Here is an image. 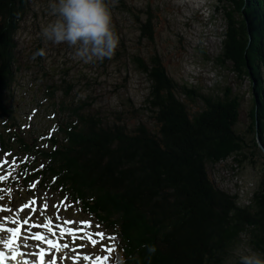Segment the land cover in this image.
Wrapping results in <instances>:
<instances>
[{
	"label": "trees",
	"instance_id": "trees-1",
	"mask_svg": "<svg viewBox=\"0 0 264 264\" xmlns=\"http://www.w3.org/2000/svg\"><path fill=\"white\" fill-rule=\"evenodd\" d=\"M32 1L0 0L1 116L12 111L7 101L19 67L16 37ZM219 1L227 3L217 6L227 29L216 63L231 62L251 82L245 133L238 130L242 99L232 88L205 93L175 80L160 56L147 62L139 54L132 58L150 81L142 110L152 113L153 126L88 117L62 101V111L71 114L49 149L0 129L4 149L17 144L34 159L36 165H25L37 167L32 177L41 175L44 187L58 189L117 235L114 256L123 254L128 264H225L244 242L264 254V170L247 201L222 189L209 172L231 157L253 165L251 156L264 157L257 136L264 145V0ZM150 19L140 20L141 39L153 41Z\"/></svg>",
	"mask_w": 264,
	"mask_h": 264
},
{
	"label": "rangeland",
	"instance_id": "rangeland-1",
	"mask_svg": "<svg viewBox=\"0 0 264 264\" xmlns=\"http://www.w3.org/2000/svg\"><path fill=\"white\" fill-rule=\"evenodd\" d=\"M108 2L112 28L119 37L118 47L111 59L84 64L73 59L72 49L67 45L52 44L42 38L41 27L53 17L49 14L48 0L32 1L31 11L16 37L19 67L16 80L8 94L7 106L12 110L11 114L0 115L2 131L8 129L12 134L17 132L20 139L49 149L53 145L52 137L59 133V125L71 114L70 110L62 111V101L74 112L82 111L88 117L97 115L107 122H113L117 117L128 118L127 122L132 127L142 119L153 126L152 113L147 108L142 110L148 105L150 81L148 76L137 68L132 58L135 54H139L147 62H150L154 55L160 56L169 75L175 80L197 86L205 93H212L216 89L222 91L225 87L232 88L233 93L242 99L238 130L242 133L247 131L251 122L253 98L250 79L240 77L233 71L231 62H227L228 67L216 63L217 57L222 53V40L227 29L224 12L217 10V6L227 5L226 2ZM123 5L129 6L133 12H128ZM134 14L138 15L141 21L151 18L153 41L141 39V21H137ZM41 50L43 55L39 54ZM52 90L55 91L54 95ZM66 90H69V95H65ZM14 147L7 150L8 154H4L5 151L0 149V181H10L15 176L23 175L25 169L20 168L23 161L35 163L17 144ZM251 158L256 160V165L250 161L240 164L231 157L209 167L210 175L222 189L238 193L241 199L247 201L264 170L263 155L258 154ZM20 185H14L11 192H5L4 188L0 187V209H9L7 212H0V224L16 226L11 225L10 221L19 217L21 222L27 219L29 224L52 221V226L59 227L60 232L62 228L71 226L74 229L72 236L24 225L26 235L20 241L35 249L42 242L29 237L34 236L37 231H41L46 237L47 233L51 237H54L53 233H57L64 237L68 246L59 252L62 259H75L81 252L88 253L86 255L101 253L108 257L106 264H111L109 254L114 245V236L105 233L90 217L84 215L75 203L66 202L58 190L28 188L25 183ZM30 189H33L32 196L28 193ZM32 201L35 203H31ZM97 232L103 233V238L96 236ZM110 237L113 239H109ZM0 238L7 237L0 234ZM91 240H95L96 244ZM248 249L250 247L247 242L240 244L225 264H238L239 255ZM80 262L87 264L83 259Z\"/></svg>",
	"mask_w": 264,
	"mask_h": 264
},
{
	"label": "clouds",
	"instance_id": "clouds-1",
	"mask_svg": "<svg viewBox=\"0 0 264 264\" xmlns=\"http://www.w3.org/2000/svg\"><path fill=\"white\" fill-rule=\"evenodd\" d=\"M48 9L53 19L40 32L46 42L67 45L73 59L84 64L114 56L119 37L112 28L108 0H48ZM111 264H128V259L118 253ZM238 264H264V254L248 249L239 255Z\"/></svg>",
	"mask_w": 264,
	"mask_h": 264
},
{
	"label": "snow or ice",
	"instance_id": "snow-or-ice-1",
	"mask_svg": "<svg viewBox=\"0 0 264 264\" xmlns=\"http://www.w3.org/2000/svg\"><path fill=\"white\" fill-rule=\"evenodd\" d=\"M43 167V165H41ZM31 203H35L32 201ZM27 207V206H25ZM47 207V205H45ZM9 209H0V212H7ZM27 215V213H25ZM11 225H18L21 223V219L19 217L14 218L10 221ZM67 223V221H66ZM22 224L28 225L30 228H46L49 232H52V225L50 222H44L41 224H29L27 219L22 220ZM21 233V228L19 226H10L4 227V225L0 224V234L6 236V239H0V264H46L45 257L47 256V264H54L56 260V256L49 255L48 250L45 248H40L38 251H26L29 245L24 244L23 242H18V238ZM67 233L69 236L74 235L72 228L61 229V235ZM55 233H53L54 235ZM96 236L103 238V233L97 232ZM89 238L91 239V234H89ZM29 239H34L36 241H40L48 246V249H54L57 253L61 251L62 248H67V245H60L51 239H46L44 235L39 232H36L34 236L29 237ZM109 239H113L110 237ZM93 244H96L95 240H91ZM106 251H109L106 249ZM101 257L97 256L95 258L94 264H99L101 261ZM104 260H107L108 257H103ZM84 261L90 260V257L85 255L83 257Z\"/></svg>",
	"mask_w": 264,
	"mask_h": 264
},
{
	"label": "water",
	"instance_id": "water-1",
	"mask_svg": "<svg viewBox=\"0 0 264 264\" xmlns=\"http://www.w3.org/2000/svg\"><path fill=\"white\" fill-rule=\"evenodd\" d=\"M254 91H255V90H254ZM256 97H257V96H256ZM257 112H258V110H257ZM257 125H258V123H257ZM257 136H258V142H259V145H260V147H261V149H262V151H263V153H264V145L262 144V142H261V140H260L259 132H258Z\"/></svg>",
	"mask_w": 264,
	"mask_h": 264
},
{
	"label": "bare ground",
	"instance_id": "bare-ground-1",
	"mask_svg": "<svg viewBox=\"0 0 264 264\" xmlns=\"http://www.w3.org/2000/svg\"><path fill=\"white\" fill-rule=\"evenodd\" d=\"M195 17V16H194ZM144 25V24H143Z\"/></svg>",
	"mask_w": 264,
	"mask_h": 264
}]
</instances>
